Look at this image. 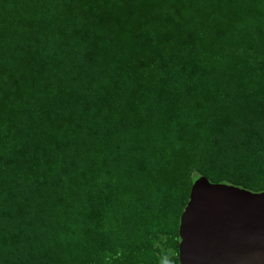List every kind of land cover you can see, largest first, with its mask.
<instances>
[{
	"label": "trees",
	"instance_id": "1",
	"mask_svg": "<svg viewBox=\"0 0 264 264\" xmlns=\"http://www.w3.org/2000/svg\"><path fill=\"white\" fill-rule=\"evenodd\" d=\"M200 176L264 191V0H0V264H178Z\"/></svg>",
	"mask_w": 264,
	"mask_h": 264
},
{
	"label": "water",
	"instance_id": "2",
	"mask_svg": "<svg viewBox=\"0 0 264 264\" xmlns=\"http://www.w3.org/2000/svg\"><path fill=\"white\" fill-rule=\"evenodd\" d=\"M178 237V264H264V191L198 177Z\"/></svg>",
	"mask_w": 264,
	"mask_h": 264
}]
</instances>
